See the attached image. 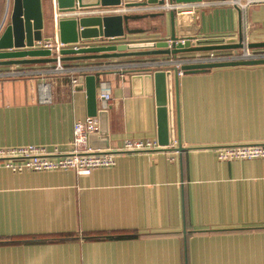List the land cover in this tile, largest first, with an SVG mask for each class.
<instances>
[{"label": "crops", "instance_id": "1", "mask_svg": "<svg viewBox=\"0 0 264 264\" xmlns=\"http://www.w3.org/2000/svg\"><path fill=\"white\" fill-rule=\"evenodd\" d=\"M12 6L3 0L0 24ZM56 10L43 0L44 38H57ZM196 12L198 36L242 35L237 8ZM163 14L132 22L131 28L148 32L128 39L169 37L171 12ZM184 15L192 24V14ZM245 19L250 43L264 42V5L252 7ZM171 62L155 57L64 65L63 74L44 78L52 84L50 104L38 101L40 76L0 78V147L70 150L75 123L89 118L86 89L78 90L72 79L96 72L93 118L110 148L119 150L128 139L157 140L149 69L172 68ZM178 89L174 122L181 138L165 149L118 152L116 166L88 177L0 165V264H264V159L221 161L217 155L224 146L264 143V66L185 72L178 74Z\"/></svg>", "mask_w": 264, "mask_h": 264}, {"label": "water", "instance_id": "2", "mask_svg": "<svg viewBox=\"0 0 264 264\" xmlns=\"http://www.w3.org/2000/svg\"><path fill=\"white\" fill-rule=\"evenodd\" d=\"M56 4L53 23L60 42V58L42 44L51 42L44 38L46 24L43 14V0H12V12L7 13L4 29L0 35V69L35 65H55L61 62L68 66L76 62L120 61L168 57L177 59L182 54H195L210 51L244 50L242 35L239 38L198 36L201 26L199 12L191 15L192 24L184 22L185 15L171 12V35L158 40H129V36L147 33V30L131 28V23L164 16L163 13L135 15H83L81 11L90 8L132 5L164 4L166 0H51ZM170 3H196L203 0H168ZM11 0H9V3ZM9 20V21H8ZM106 40L115 41L106 43ZM180 40H184L182 43ZM93 42V43H92ZM248 49L253 56L211 63L186 64L181 69L195 73L216 68L264 66V42L250 43ZM150 67L155 88L157 105V140L163 147H169L178 139L174 120V87L178 108V68L155 70ZM100 73L83 74L76 85L78 90L86 89L88 116L97 117V82ZM85 80V85L83 83ZM93 149L110 148L108 136H90Z\"/></svg>", "mask_w": 264, "mask_h": 264}, {"label": "built area", "instance_id": "3", "mask_svg": "<svg viewBox=\"0 0 264 264\" xmlns=\"http://www.w3.org/2000/svg\"><path fill=\"white\" fill-rule=\"evenodd\" d=\"M9 5V0H7ZM264 0H210L196 3H170L168 0L164 4H145L132 5L126 3L119 6L97 8L95 11L85 9L83 15H135V14H156L174 12L178 15L193 14L203 7L212 6H231L240 10L242 14V43L244 44L243 51L225 50V51H210L190 54L184 57L179 56L172 60L173 67L178 68V74L181 76L185 73L181 69L186 64L196 63H211L221 62L235 59H242L253 56V53L248 49L250 44L249 31L250 26L245 17L248 11L256 6L263 5ZM94 9V8H92ZM5 26V19L0 24V35ZM184 43V40H180ZM115 41L106 40V43H114ZM43 48L50 49L54 56L60 58L61 48L66 47L62 44L58 37L56 40L42 44ZM49 70H24L19 67H11L9 70L0 69V78L3 79H18L22 77L40 76L41 81L38 84V101L41 104L52 103V84L45 80L50 74H63L66 72L65 66L58 62ZM78 79L73 78L72 84L77 85ZM106 100H110V96H104ZM98 120L89 117L83 121H77L74 125V137L70 144V150L61 151L55 147L50 149L46 146L39 145H24L15 147H0V165L14 172H53V171H72L80 177L90 176L94 170L101 168H112L116 166L118 152L122 153H140L145 151H157L165 149L158 143V140H132L124 141L119 150L108 149H93L90 146V136L97 134L103 136ZM218 158L221 161L234 160H253L264 159V143L250 145H232L224 146L218 149Z\"/></svg>", "mask_w": 264, "mask_h": 264}, {"label": "rangeland", "instance_id": "4", "mask_svg": "<svg viewBox=\"0 0 264 264\" xmlns=\"http://www.w3.org/2000/svg\"><path fill=\"white\" fill-rule=\"evenodd\" d=\"M264 5V4H263ZM2 7H3V0H0V22H1V19H2ZM12 12V11H11ZM10 19V17H9ZM9 21V20H8ZM54 35L51 34L49 38H52ZM22 67H25V66H22ZM11 69V67H6V68H1V70L5 71V70H9Z\"/></svg>", "mask_w": 264, "mask_h": 264}, {"label": "bare ground", "instance_id": "5", "mask_svg": "<svg viewBox=\"0 0 264 264\" xmlns=\"http://www.w3.org/2000/svg\"><path fill=\"white\" fill-rule=\"evenodd\" d=\"M186 16V15H185Z\"/></svg>", "mask_w": 264, "mask_h": 264}]
</instances>
